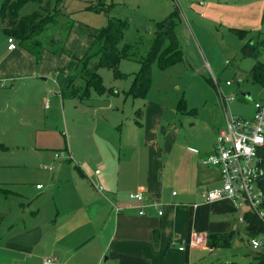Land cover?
Returning a JSON list of instances; mask_svg holds the SVG:
<instances>
[{
    "label": "crops",
    "instance_id": "obj_1",
    "mask_svg": "<svg viewBox=\"0 0 264 264\" xmlns=\"http://www.w3.org/2000/svg\"><path fill=\"white\" fill-rule=\"evenodd\" d=\"M177 1L180 3L179 10L176 7L171 12L178 11V37L184 48L191 50L187 56L190 60L194 59L198 67L208 64L212 72L214 69L210 58L214 57L213 43L217 44L215 38L225 47L223 51L227 54L225 58H228V55L236 51L229 39L232 41L237 37L240 45L245 36L249 38L246 44H251L257 42L254 37L256 34L264 32V0ZM93 36L94 33L86 43L88 49ZM7 49L10 58L17 51V47L9 49L8 45ZM207 51L210 52V57ZM202 52L207 59L206 63ZM20 56L22 54L18 53L16 57ZM187 56L185 55L186 58ZM63 62L62 59V64ZM66 68L68 65L63 69L58 67L52 77V81L58 83V89L47 86L45 92L54 91L62 97L63 102L66 98L86 102L96 99L95 95L115 93L103 83L106 90L101 94L94 90L88 98L69 95L67 87L74 75L71 77ZM16 69L18 72V68ZM59 75L62 76L61 80L57 78ZM8 76L0 79L1 85L13 84L14 79L19 78L22 81L18 84V89L27 85L29 80L37 78V75L22 78V73ZM3 79L7 80L3 82ZM42 79L46 81L48 77L43 76ZM129 91L130 89L126 90L127 93ZM148 92L149 90L145 96L128 94L133 98L143 99ZM218 96L219 99L214 97L210 101L206 100L211 113L203 121L206 127L202 138L199 136L201 130L196 126L198 118L191 124V128H197L193 132L185 134L181 131L182 126L180 132L178 130L169 138H161L156 133V128L165 117L166 107L153 103L147 104V111L156 109V119H151L149 112L143 122L138 118L134 119L144 129L147 140L144 144L137 139L133 140L132 128L129 133H125V127L121 123L114 125L107 119L106 124H101L103 121L98 123L97 120L85 123L91 127L90 132L81 134L80 138L84 139L82 142L81 139H76L74 145L70 140L66 142V152H63L62 157L65 161L58 165L52 180L46 182L52 188V198H48L46 194L39 200H28V206L23 202L19 218L26 224L12 231L14 223L9 221L7 229L0 234V237L3 236L0 239V264H43L45 258H53L50 264H213L215 259L207 261L210 255L200 259L201 252L215 251V247L208 245L210 234L232 231L234 234L226 246L236 236L240 240H245L246 237L251 239L249 223L239 222V216H246L250 211L245 208L248 206L246 203L237 206L229 198L211 202L205 199V194L210 189L222 184L219 168L205 165L201 160L203 156L213 152L217 137L226 124L223 93ZM182 101L177 113L197 115L196 108L189 110L184 98ZM136 104L137 100L134 108ZM112 127L120 131L118 141L113 134L108 133L109 130L102 131ZM206 129L211 134L209 142L206 140ZM48 133L52 131L40 132L39 142L49 141L51 134ZM184 141L202 142L201 151L197 147H189L190 153ZM178 143L185 149L173 156L171 161ZM92 144L94 148L91 150L98 154L94 167L87 166L93 151L86 150ZM43 157L51 160L54 155ZM45 166L47 165L43 166L44 169L55 170ZM96 169H100V172L96 173ZM99 184L103 186V192L96 187ZM40 185L42 187L38 189L47 188L43 183ZM137 191L144 192L143 202L131 197ZM173 191H177V194L174 195ZM58 192L59 195L56 196ZM152 200L159 205L141 206ZM141 209L145 213L141 214ZM159 209L163 210V214H159ZM194 232H204L207 236L206 245L200 249L191 248V236ZM180 245L185 248L181 250Z\"/></svg>",
    "mask_w": 264,
    "mask_h": 264
},
{
    "label": "rangeland",
    "instance_id": "obj_2",
    "mask_svg": "<svg viewBox=\"0 0 264 264\" xmlns=\"http://www.w3.org/2000/svg\"><path fill=\"white\" fill-rule=\"evenodd\" d=\"M97 1L63 0L57 4L56 0H45L43 6L48 7L50 9L48 11L57 6L60 8L57 18L49 23L41 34L25 43H20L16 39L17 51L15 55H11V58L7 49L8 36L4 32L8 21L0 16V79L17 73H22V78L37 75L36 79L29 80L27 85L19 89L18 84L22 79H14L13 84L7 82L6 86H2L0 81V234L7 229L9 221L14 223L11 226L12 231L26 224L19 218L20 211L23 210L21 205L23 202L28 206V200L33 202L46 194L48 198H52L54 195L52 188L46 182L52 180L58 165L65 161L62 157L63 152H66L64 148L66 142L70 140L74 145L76 139L82 138L81 134L90 132L91 127L85 123H93L95 120L98 123L103 121L101 124H106L107 121L114 125L121 123L123 128L125 127V133H129V129L132 128L133 140L137 139L144 144L147 141L144 129L136 124L134 119L138 118L143 122L148 112L151 119H156V109L147 111V104L153 103L156 106L166 107L165 117L156 128V133L161 138H169L178 130L180 132L182 126L181 131L185 134L193 132L197 126L201 130L199 136L202 138L203 129L206 127L203 121H206L211 113L207 99L209 101L214 97L219 99L218 95L221 93L226 98L234 96V99L226 103L227 112L248 119L255 113L254 103L264 100L263 85L254 83L249 75L257 60L264 62V32L254 36L260 49L259 52L257 51V57L252 54L246 55L242 51V47L248 43V37L243 36L240 45L237 37L232 41L229 39V43L234 44L236 51L228 55V58H225L227 54L223 51L225 47H222L218 38H215L217 44L213 43L214 57L210 58L213 72L208 64L198 67L194 59L190 60L187 55L191 50L185 49L181 42L185 59L163 67L156 60L151 67V82L146 98H133L126 90L131 88L134 74L141 68L139 59L148 53L157 32L158 22L166 18L174 8L177 7L179 10L180 3L177 0H102L105 9L92 8V4ZM2 2L3 0H0V7ZM39 7L40 4L30 1L19 9V14L32 13L40 9ZM110 16L127 20L119 48L121 50L125 44H131L133 54L131 59L123 56L118 66V70L128 74L127 76H120L117 74L118 70L106 67L98 69L103 83L115 93L95 95L96 99L86 102L72 98H66L63 102L62 97L54 91L45 92L47 86H51L54 90L58 89V83L52 81L58 67L63 69L68 65L66 69L71 77L78 73L76 69L79 68V59L88 51L87 41L92 38L93 33L96 34L100 29L108 26ZM52 39L56 42H52ZM18 53L22 56L16 57ZM207 53L210 57V52ZM202 58L205 61L204 53ZM44 72L50 74H40ZM43 76H47L48 80L42 79ZM61 77L59 75L57 78L61 80ZM81 80L80 78L79 85ZM242 92L250 96L242 97ZM182 98L188 103L189 110L197 109V115L190 116L176 112L179 110L178 105ZM136 100L137 104L134 108ZM195 118H198V121L196 126L191 128ZM45 130L52 131L48 133L51 134L49 141L39 142L38 134ZM107 130L118 141L120 131L116 127L102 131ZM206 135V140L209 142L211 134L210 132L208 134L207 129ZM82 141L84 139H81ZM200 144L202 142L185 143L190 153L189 147L201 151ZM92 148H94L93 144L86 150V152L93 151L90 164L87 163V166L94 167L93 163H97L98 154L91 150ZM184 149L179 143L176 144L171 161L173 156ZM51 154L54 155L51 160L43 157ZM66 157L69 159V154ZM44 165L53 166L55 170L44 169ZM169 166L170 164L168 169ZM40 183L47 185V188L38 189ZM177 188L180 190L179 186ZM58 195L59 192L56 196ZM245 208L250 209L249 206ZM0 239H3V236ZM255 253L256 249L250 244V238L240 240L236 236L229 246H217L215 251L201 252L200 259L210 255L207 261L215 259L213 264H225L230 261L254 264Z\"/></svg>",
    "mask_w": 264,
    "mask_h": 264
},
{
    "label": "trees",
    "instance_id": "obj_3",
    "mask_svg": "<svg viewBox=\"0 0 264 264\" xmlns=\"http://www.w3.org/2000/svg\"><path fill=\"white\" fill-rule=\"evenodd\" d=\"M30 1L40 4V9L26 15H20L19 9ZM56 1L59 4L63 0ZM44 2L45 0H3L0 7V16L8 21L4 29L5 34L8 37L13 36L20 43H25L32 37L41 34L49 23L55 21L57 13L60 12L58 6L48 11L50 9L43 6L45 5L43 4ZM91 7L105 9L102 0H98ZM178 24L177 10H174L166 18L158 22L154 42L152 41L148 53L139 59L141 68L134 74L133 83L128 93L133 96L146 95L151 82V67L156 60L163 67L184 59L181 41L178 37ZM126 27V19L110 16L108 26L94 34L87 53L79 59L78 73L72 77L67 87L69 95L88 98L94 90L100 94L105 92L106 88L98 69L106 67L117 71L123 56L130 59L133 56L131 44H125L121 50L119 48ZM52 42H56V40L52 39ZM259 50L257 42L249 43L242 47L243 53L245 52L246 55L252 54L254 57L258 56L257 51L259 52ZM117 74L120 76L128 75L121 73L119 70ZM249 75L254 83H260L264 87V62L257 60ZM80 78L82 79L81 85H79ZM261 163L264 168V151L262 152ZM260 187L264 192V176L260 181ZM246 218L249 222L251 235L257 234L260 230L263 231L264 228L256 215L248 212L246 213ZM233 234L232 231L226 234H210L208 236V245L211 247L226 246L230 243ZM254 257L256 259L254 264H264V252L256 250ZM225 264L244 263L230 261Z\"/></svg>",
    "mask_w": 264,
    "mask_h": 264
},
{
    "label": "built area",
    "instance_id": "obj_4",
    "mask_svg": "<svg viewBox=\"0 0 264 264\" xmlns=\"http://www.w3.org/2000/svg\"><path fill=\"white\" fill-rule=\"evenodd\" d=\"M16 47V39L9 36L8 48L15 49ZM232 99L234 96L229 98L223 96L226 124L217 137L213 152L202 159L205 165L217 166L222 179V185L209 190L205 194V199L211 202L229 198L237 206L246 203L250 208L249 212L256 215L264 228V192L260 187V181L264 176V168L261 163L264 151V100L254 103L255 113L252 118L248 119L227 112L226 103ZM45 167L54 169L53 166ZM99 172L100 169H96V173ZM39 186L42 187V185ZM96 187L100 192H103L102 185L99 184ZM173 194L176 195L177 191H173ZM131 197L141 202L145 199L143 191H137L131 194ZM145 205L158 206L159 203L152 200L141 204V206ZM140 213H145V210L141 209ZM159 214H163L162 209H159ZM239 222L249 223L244 215L239 216ZM206 242L205 234L192 233V247L202 248ZM250 243L254 249L264 252V229L252 235ZM179 248L183 250L185 247L180 245ZM52 261L53 258H45L43 264H50Z\"/></svg>",
    "mask_w": 264,
    "mask_h": 264
},
{
    "label": "water",
    "instance_id": "obj_5",
    "mask_svg": "<svg viewBox=\"0 0 264 264\" xmlns=\"http://www.w3.org/2000/svg\"><path fill=\"white\" fill-rule=\"evenodd\" d=\"M241 95L244 96V97H249L250 96L248 93H245V92H242Z\"/></svg>",
    "mask_w": 264,
    "mask_h": 264
}]
</instances>
